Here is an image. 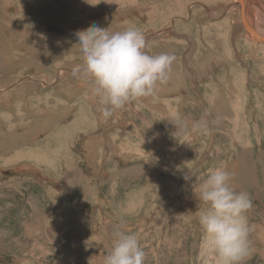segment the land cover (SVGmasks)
I'll return each instance as SVG.
<instances>
[{"label": "rangeland", "instance_id": "obj_1", "mask_svg": "<svg viewBox=\"0 0 264 264\" xmlns=\"http://www.w3.org/2000/svg\"><path fill=\"white\" fill-rule=\"evenodd\" d=\"M131 1L0 0V69L17 68L0 82H29L11 107L32 116L12 138L0 127V264H104L117 225L137 237L144 264H217L195 196L217 168L252 202L245 264H264L263 39L237 0ZM93 23L138 29L148 54L175 56L166 84L107 118L70 40ZM47 24L73 29L58 37Z\"/></svg>", "mask_w": 264, "mask_h": 264}, {"label": "clouds", "instance_id": "obj_2", "mask_svg": "<svg viewBox=\"0 0 264 264\" xmlns=\"http://www.w3.org/2000/svg\"><path fill=\"white\" fill-rule=\"evenodd\" d=\"M75 35L82 54L76 71L88 79L104 118L131 101L152 96L158 85L170 78L175 56L148 54L145 37L138 29L111 32L93 23ZM233 175L225 168L214 169L195 192L197 200L208 206L199 223L217 264H245L251 256L247 212L252 202L246 192L233 187ZM113 240L104 264H144L146 254L134 234H126L117 225Z\"/></svg>", "mask_w": 264, "mask_h": 264}, {"label": "bare ground", "instance_id": "obj_3", "mask_svg": "<svg viewBox=\"0 0 264 264\" xmlns=\"http://www.w3.org/2000/svg\"><path fill=\"white\" fill-rule=\"evenodd\" d=\"M101 1H103V0H101ZM131 1V0H130ZM113 2V1H112ZM132 2V1H131ZM235 2V1H234ZM134 3V2H133ZM106 4V3H105ZM110 4V3H109ZM124 5V4H123ZM135 5V4H134ZM111 6V5H110ZM234 7H235V5H233ZM236 6L237 7H235V8H237V9H239L240 10V12H241V15H242V17H243V19L245 20V22H246V24H247V28L249 27V29H250V34L252 35V36H254V37H259V40H262L263 39V42H264V7L262 6V7H260L261 6V3H259V1L258 0H237V3H236ZM114 7V6H113ZM113 7H111V8H113ZM121 8H122V6H121ZM154 8V7H153ZM157 8V6L155 7V9ZM110 9V8H109ZM123 9V8H122ZM139 9V8H138ZM138 9H136V7H134L133 8V11L137 14V15H139L140 13V11L138 12L137 10ZM121 10V9H120ZM152 11L154 12V10H150V11H148L149 13H146L147 15H153L152 14ZM158 12V11H157ZM141 13H142V11H141ZM235 13V12H234ZM143 14V13H142ZM238 16H239V20L241 19L242 21V23H243V19H242V17L238 14ZM101 17V16H100ZM153 18V17H152ZM249 21H251L253 24H250L249 23ZM244 24V23H243ZM48 25V24H47ZM47 25H46V31L47 32H50V31H48L47 30ZM52 25V24H51ZM54 26V25H53ZM57 30H59L61 33H62V35H59V34H56V33H53V34H56V35H58V36H64V35H66L68 32H70V29H73L72 27L68 30V28L67 29H65V30H62V29H60L59 27H57V26H54ZM181 29V28H180ZM50 33H52V32H50ZM167 33V32H166ZM6 35H7V33H5ZM165 35V34H164ZM169 35V34H168ZM163 36V35H162ZM161 36V37H162ZM167 36V35H166ZM168 37V36H167ZM191 38V37H190ZM223 39V38H222ZM70 40L71 41H75V40H77V37H76V35H74L72 38H70ZM191 40H192V38H191ZM190 40V41H191ZM219 40H221V38L219 39ZM219 40H216L217 42L219 41ZM215 40H214V42H216ZM192 42H194V41H192ZM218 43H220V42H218ZM163 44V43H162ZM213 44H215V47L217 46L216 44L217 43H213ZM220 46H222L221 44H219ZM167 47H169L168 45H167ZM212 49V51H213V47L211 48ZM216 49V48H215ZM222 49V48H221ZM213 55V54H212ZM9 65V64H8ZM7 65V66H8ZM13 68V69H12ZM12 68L11 67H6V66H4L3 68H1L0 70H2L3 72H8V73H15L16 72V70H17V68H15V64H12ZM15 68V69H14ZM63 75H64V72L61 74V75H59L60 77H63ZM61 79V78H60ZM18 80L16 79L15 81L14 80H12V79H9V80H2L1 82H0V93L2 94H5L6 92H7V90L8 89H11L12 90V92H11V94H13L14 93V91H16V89H18L19 87H26V86H28V84H29V82L28 81H23V82H18ZM9 87V88H8ZM178 87V86H177ZM176 87V88H177ZM2 90V91H1ZM9 92V93H10ZM11 94H9V95H11ZM47 103H48V101H46ZM54 106V105H53ZM17 115V114H16ZM4 116H6V118H8V116L7 115H5V113H3V112H1L0 113V120H2L3 118H4ZM18 117H20V119L23 117L24 118V116L23 115H20V114H18L17 115ZM15 120V119H14ZM12 123V117L8 120V126L10 125ZM89 143V142H88ZM16 154V153H15ZM44 154L45 155H48L47 153H42V154H33V153H27L26 155H28L29 156V158H31V159H34L35 161H38V162H42L43 161V158L44 159H47L45 156H44ZM18 156V155H17ZM47 161V160H46ZM45 161V162H46ZM47 163H49V162H46V166H47ZM67 166V165H66ZM49 169V168H48Z\"/></svg>", "mask_w": 264, "mask_h": 264}, {"label": "crops", "instance_id": "obj_4", "mask_svg": "<svg viewBox=\"0 0 264 264\" xmlns=\"http://www.w3.org/2000/svg\"><path fill=\"white\" fill-rule=\"evenodd\" d=\"M244 25H245V28H247V24H246V22H245V20H244ZM249 28V27H248ZM247 28V29H248ZM63 30V29H62ZM53 34V33H52ZM56 35V34H55ZM58 36V35H57ZM58 37H62V36H58ZM64 37V36H63ZM38 86H40V85H38ZM25 87H20V88H18V89H16V91L17 92H19V91H23V90H25L24 89ZM12 92V90L11 89H8L7 90V92L5 93V94H0V100H1V105L3 106V105H8V106H10V109H8V106H7V108H5L4 110H1L0 109V113L1 112H3V113H5V115H7L8 116V118H6V116H4V118L2 119V120H0V127H2L3 128V130H1V132H2V135H4L5 137L7 136L8 138H12V136L13 135H16V133H18L17 132V128H23L24 130H27L28 129V127L30 126L29 124H31L30 123V120H31V118L30 117H32V116H30V113H31V109H28V106H26V105H24V106H26L27 107V109L24 107L23 108V110H20V108L19 107H11L12 106V104L14 103V105L16 104L15 103V100L17 99V95H15L14 97H13V100H11V98H12V94H11V92ZM16 91H14V93L16 92ZM27 91V90H26ZM10 92V93H9ZM22 93H26V92H22ZM9 94H11V95H9ZM19 96V95H18ZM29 97L30 98H32V94L31 95H29ZM53 96H51V98H52ZM23 98H25V97H23ZM51 98H48L49 100L51 99ZM26 99V98H25ZM39 99H41V97L39 98ZM88 99H90V98H88ZM48 100V101H49ZM9 101H10V103H9ZM6 107V106H5ZM3 108H4V106H3ZM16 108H17V110H18V112H16ZM30 112V113H29ZM18 114H20V115H23L24 116V118L22 117L21 119H20V117H18L17 115ZM30 116V117H29ZM12 117V123L8 126V120L10 119ZM15 119V120H14ZM0 142H1V139H0ZM18 154L16 151H14L13 149H11V152H10V154Z\"/></svg>", "mask_w": 264, "mask_h": 264}, {"label": "water", "instance_id": "obj_5", "mask_svg": "<svg viewBox=\"0 0 264 264\" xmlns=\"http://www.w3.org/2000/svg\"><path fill=\"white\" fill-rule=\"evenodd\" d=\"M47 30L52 32V33H56V34H59V35H62V33L57 30L53 25L51 24H48L47 25ZM167 122H169L172 126H176V122L174 120H170L169 118L167 119Z\"/></svg>", "mask_w": 264, "mask_h": 264}]
</instances>
